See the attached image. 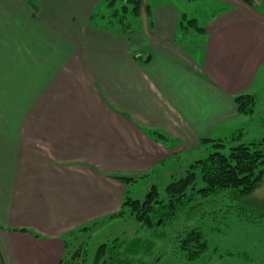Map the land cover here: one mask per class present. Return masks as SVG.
<instances>
[{
    "label": "crops",
    "instance_id": "crops-1",
    "mask_svg": "<svg viewBox=\"0 0 264 264\" xmlns=\"http://www.w3.org/2000/svg\"><path fill=\"white\" fill-rule=\"evenodd\" d=\"M27 1L0 0V264H59L67 233L119 211L110 175L177 169L253 117L264 139V0H141L132 35L93 19L103 0ZM182 13L201 46L175 41Z\"/></svg>",
    "mask_w": 264,
    "mask_h": 264
},
{
    "label": "trees",
    "instance_id": "trees-1",
    "mask_svg": "<svg viewBox=\"0 0 264 264\" xmlns=\"http://www.w3.org/2000/svg\"><path fill=\"white\" fill-rule=\"evenodd\" d=\"M33 0H28L31 4ZM194 2L200 0H186ZM251 4V0H242ZM141 0H103L101 11L93 14V19L103 21V27L121 35H132L140 28L139 9ZM264 8V5H262ZM175 41L182 46L199 47L204 41V29L198 26L195 19L187 20L184 13L177 25ZM143 55V54H142ZM148 61V57L137 58ZM237 111L242 116H251L255 111L254 96L243 94L235 98ZM151 134L161 141L168 138L158 132ZM201 157L193 159L184 172V176L173 179L165 188L164 196L160 197L155 186H152L144 200H133L127 196V187L148 177L110 175L125 187L119 211L100 221L85 225L67 233L63 237L64 255L59 264H83L86 260V241L95 229L114 219H123L127 214L138 225L133 239H113L100 244L94 254L93 264H149L146 258L156 255L155 240L163 243L162 248L178 250L187 262H194L207 251V241L199 227L176 233L173 238L160 234L158 230L174 223L183 213L190 212L194 207L211 206L216 200L208 201L226 191V198L243 200L264 187V139L250 143H239L238 138L228 141L201 139ZM228 152L225 153V148ZM205 152L208 154L204 155ZM197 183L200 187L196 188ZM204 200L197 202V199ZM252 220H263L264 213L248 212ZM144 231L149 236H140ZM78 242L75 251L69 256L71 242Z\"/></svg>",
    "mask_w": 264,
    "mask_h": 264
},
{
    "label": "rangeland",
    "instance_id": "rangeland-1",
    "mask_svg": "<svg viewBox=\"0 0 264 264\" xmlns=\"http://www.w3.org/2000/svg\"><path fill=\"white\" fill-rule=\"evenodd\" d=\"M182 10L198 11V8H205L204 1L187 2L186 0H171ZM199 13V17H202ZM191 19L187 17V20ZM30 96L23 97L24 100ZM255 117L249 125L247 134L240 140L241 143L250 142V137L255 136L257 124ZM254 128V129H253ZM263 134V128L259 129ZM258 130V131H259ZM257 131V132H258ZM261 136V135H260ZM225 148V153L228 152ZM202 155L201 152L198 153ZM208 152H205L204 155ZM198 156V157H199ZM190 161L184 159L176 169H163L157 174L151 173L148 177L127 187V196L133 200L142 201L152 186L157 188L160 197L164 196V188L173 180L184 176L187 165ZM201 185L197 183L196 188ZM228 191L212 197L208 201L216 200L211 206L194 207L190 212L180 214L174 223L161 227L158 232L168 238H173L176 233L185 232L191 228L199 227L203 233L208 249L199 260L192 263L185 261L180 252L170 245L162 248L163 243L155 240V245L161 250L155 251L156 255L146 258L149 264H264V219L252 220L249 211L264 213V187L252 194L249 198L238 200L226 198ZM197 199V202H203ZM138 225L127 214L123 219H114L95 229L88 237L80 240L86 241L87 256L83 264H93L92 260L97 247L102 243H108L113 239L130 240L136 236ZM140 236H149L144 231L139 232ZM78 242H71L69 255L75 251Z\"/></svg>",
    "mask_w": 264,
    "mask_h": 264
},
{
    "label": "built area",
    "instance_id": "built-area-1",
    "mask_svg": "<svg viewBox=\"0 0 264 264\" xmlns=\"http://www.w3.org/2000/svg\"><path fill=\"white\" fill-rule=\"evenodd\" d=\"M141 57V54H139V53H137L136 55H135V58H140Z\"/></svg>",
    "mask_w": 264,
    "mask_h": 264
}]
</instances>
